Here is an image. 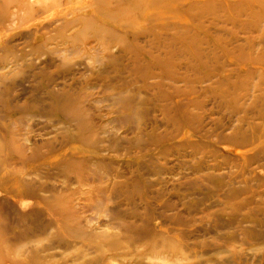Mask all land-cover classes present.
<instances>
[{
  "label": "rangeland",
  "instance_id": "374dc122",
  "mask_svg": "<svg viewBox=\"0 0 264 264\" xmlns=\"http://www.w3.org/2000/svg\"><path fill=\"white\" fill-rule=\"evenodd\" d=\"M0 0L5 264H264V0Z\"/></svg>",
  "mask_w": 264,
  "mask_h": 264
},
{
  "label": "bare ground",
  "instance_id": "6f19581e",
  "mask_svg": "<svg viewBox=\"0 0 264 264\" xmlns=\"http://www.w3.org/2000/svg\"><path fill=\"white\" fill-rule=\"evenodd\" d=\"M51 0H39L37 2V4L39 3L42 7V13H45L50 7H51V4H50ZM5 258L4 259H1V255H0V264H5ZM7 264V263H6ZM14 264V263H12Z\"/></svg>",
  "mask_w": 264,
  "mask_h": 264
}]
</instances>
